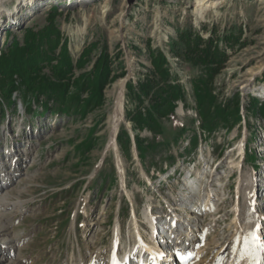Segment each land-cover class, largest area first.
<instances>
[{"label":"rangeland","instance_id":"1","mask_svg":"<svg viewBox=\"0 0 264 264\" xmlns=\"http://www.w3.org/2000/svg\"><path fill=\"white\" fill-rule=\"evenodd\" d=\"M36 2L34 7L26 2L20 7L23 2L7 0L0 6L1 52L13 38L22 44L24 30L45 27L53 4L59 45L67 43L74 63L90 50L89 63L74 70L72 79L92 70L101 52L108 58L110 77L115 78L104 85L102 106L82 118L51 115L34 100L25 103L18 91L11 99L0 92V150L3 157L6 147L17 152L13 169V161L6 168L10 173L2 189L11 190V198L23 202V208L10 217L19 249L10 259L16 264H107L111 243L119 240L118 226L123 251L124 244H139V239L152 247V219L160 218L161 237L172 214L177 217V232L194 252L190 264H210L215 259L226 264L236 245L237 261L262 253L263 248L248 238L252 221L247 213L254 209L263 231L264 117L260 110L264 98L256 100L252 93L264 90V0H221L199 16L195 0ZM14 13L19 17L10 19ZM184 32L213 39L226 52L227 60L211 91L214 104L225 107L230 116L227 121L214 117L213 106L208 107L209 120L199 116L193 84L200 69L170 52V40ZM149 50L165 54L169 82L181 87L185 99L174 103L173 116L160 118L158 134L147 127L134 128L127 117L138 104L137 90L129 86L136 87L153 70ZM43 71L50 73L47 67ZM237 95L244 121L235 123ZM119 98L125 122H120L117 132H126L130 141L128 147L116 141L115 152L108 145L110 119ZM135 137L152 143L143 160L134 153ZM246 176L251 181H245ZM248 181L257 194L252 204L258 205L252 208ZM189 182L195 185L192 192L186 187ZM238 221L247 225V234L236 230ZM261 236L264 242V233ZM9 261L0 264H13Z\"/></svg>","mask_w":264,"mask_h":264},{"label":"trees","instance_id":"2","mask_svg":"<svg viewBox=\"0 0 264 264\" xmlns=\"http://www.w3.org/2000/svg\"><path fill=\"white\" fill-rule=\"evenodd\" d=\"M55 14V9L48 11L46 19L49 20L45 27L39 30H24L23 43L13 38L1 53L0 92L2 96H9L11 99V95L18 91L25 103L34 100L45 112L70 117L79 115L82 118L92 109L102 106L104 85L115 76L110 77L112 71L108 58L101 52L92 70L72 79L74 70H82L89 63L87 58L90 50L87 48L76 62H73L67 43L59 45L57 26L52 19ZM169 46L172 55L200 69V76L193 84L200 107L199 116L205 121L209 120L211 111L208 107L213 106L214 117L227 121V117L230 116L225 112V107L214 104L216 98L211 91L214 77L220 73L227 60L226 52L221 50L213 39L204 40L199 35L192 37L190 32L180 33L177 40H170ZM148 53L153 70L144 81H139L136 87L132 84L129 86L131 91L133 88L137 90L135 98L138 104L134 111L127 112V117L134 128L147 127L158 134L161 132L160 118L173 116L174 103L185 99L181 87L169 82L170 74L165 67L168 64L165 54L155 50H149ZM45 67L49 68V75L44 73ZM42 97H46V101H43ZM145 99H149L150 103L146 105ZM234 104L235 112L232 114L237 117L234 122H242L238 95L234 99ZM143 105L145 108H142ZM256 108V103L253 102V111ZM263 109L264 105L261 106V110L258 109L262 112L261 118L264 117ZM134 139L138 156L143 160L152 143L144 144L145 141L139 137ZM129 141L126 132L117 136V142L122 147H128Z\"/></svg>","mask_w":264,"mask_h":264},{"label":"bare ground","instance_id":"3","mask_svg":"<svg viewBox=\"0 0 264 264\" xmlns=\"http://www.w3.org/2000/svg\"><path fill=\"white\" fill-rule=\"evenodd\" d=\"M5 1H7V0H0V6H2L3 2H5ZM19 1H20V3L23 2L19 5L20 7L25 6V2H26V4H30L31 7H34L36 4H38V2H36V0H19ZM79 1L81 3V0H79ZM220 1L221 0H195V2H194L195 6L194 7L197 9V16H199L201 14V12H203V11H206L209 9H215L221 3ZM9 17H10V19L15 20L19 17V14L17 15L16 13H14V14H11ZM123 110H124L123 109V102L119 98V100L116 103V109L114 110L113 114L111 115V119H110L111 136H110L109 145H108L109 147L112 146L111 149L115 152H116L115 138H116V134L118 131V126H119L120 122H125V120L123 118V113H124ZM16 153L17 152H15V151L14 152L8 151L7 155L11 156V158H10L11 161L9 163H12L13 158L16 156L15 155ZM15 160H17V159L15 158ZM2 171H3V174L0 173V263L7 262V261L11 260L10 255L13 254V256H15L17 254V252L19 253V249L17 247L18 240H17L16 236L12 233V229H13L12 224L13 223L11 222L10 217L14 211L18 212L20 209L23 208V202L21 200L11 198V196H10L11 190L9 191L7 189H2V184L6 179H8L7 175H9V173H10L6 168H2ZM246 180H250V176H246L245 181ZM250 181H248L249 182L248 184L246 183V186H248V189H250L249 191L252 193V195L250 197L251 199L249 202V204L252 208L253 205H256V204H252V201H255L254 200V195H255L254 190L255 189H253L254 184L250 183ZM253 210H251L247 213V217H249V219L252 221L251 235L249 234L250 236L248 238L251 241V243L253 245H255L257 248L258 247L263 248V252L257 253L256 256L255 255L253 256L251 253L250 256H245L242 259L237 261L236 259H238V257H240V256L238 253L239 251L236 252V248H237L236 246L237 245L235 244L236 246L232 247L233 250H232L231 256L228 260H226L227 261L226 264H263L262 261L264 259V242H263V236H261V234L264 233L263 232L264 229H263V231H261V229H260L261 228V224H260L261 217L258 214H256V212H254ZM159 219L160 218L156 217V220L154 221L155 224H157ZM249 219H248V221H249ZM242 225L243 224L240 225V222L238 224H236V228H237L236 230L241 231V233L244 232L246 227H247V225H245V226L243 225V227H242ZM155 227H156V225H155ZM117 228H118L117 235L119 237V240L117 242L118 245L116 246V241L111 243V248H110V250H108L109 251V256L107 259L108 264H109V261L111 259L110 255L114 254L115 250H116L117 255L120 254L122 256L121 262L126 260L127 264H131L132 259L130 257H131V255L132 256L135 255L134 252L137 253L138 257H139V255H145L147 253H149L148 255H152V257H154V254L156 253L155 246H153L154 248L150 247L148 244L142 243V241L140 239H139V246L136 244V241L133 242L132 245L124 244L123 245L124 251H123L121 248L122 243L120 241L121 229L119 228V226ZM242 229H243V231H242ZM253 233H255L259 237L258 240L253 241V239H252ZM246 234H247V232H246ZM118 237H117V239H118ZM237 243H238V241H237ZM238 245H239V243H238ZM241 249L242 248H240V250ZM134 250H136V251H134ZM191 253L193 254V252L191 250H189L187 255L189 256V254H191ZM248 253H250V252H248ZM246 255H248V254H246ZM163 256H165L163 258V260L169 261V258H168L170 256L169 253H167V254L165 253V255H163ZM135 257H137V256H135ZM11 261H9V262H11ZM180 261H182L181 264H184L183 258ZM12 262H13V264H16L15 260H13ZM126 262H124V263L126 264ZM218 262H219V259H217V260L215 259V260H212L210 264H218ZM81 264H86V263L84 261H82ZM94 264H99V263L97 262Z\"/></svg>","mask_w":264,"mask_h":264},{"label":"snow or ice","instance_id":"4","mask_svg":"<svg viewBox=\"0 0 264 264\" xmlns=\"http://www.w3.org/2000/svg\"><path fill=\"white\" fill-rule=\"evenodd\" d=\"M252 239H253V241H256L259 239V237L255 233H253Z\"/></svg>","mask_w":264,"mask_h":264}]
</instances>
